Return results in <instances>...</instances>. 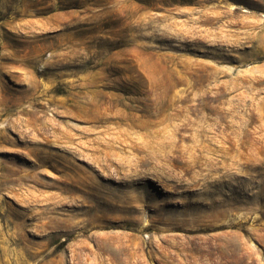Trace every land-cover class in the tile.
<instances>
[{
  "label": "rangeland",
  "instance_id": "1",
  "mask_svg": "<svg viewBox=\"0 0 264 264\" xmlns=\"http://www.w3.org/2000/svg\"><path fill=\"white\" fill-rule=\"evenodd\" d=\"M0 264H264V0H0Z\"/></svg>",
  "mask_w": 264,
  "mask_h": 264
},
{
  "label": "bare ground",
  "instance_id": "2",
  "mask_svg": "<svg viewBox=\"0 0 264 264\" xmlns=\"http://www.w3.org/2000/svg\"><path fill=\"white\" fill-rule=\"evenodd\" d=\"M94 105H95V104H94ZM39 163H40V162H39ZM41 163H42V162H41ZM41 163H40V164H41Z\"/></svg>",
  "mask_w": 264,
  "mask_h": 264
}]
</instances>
